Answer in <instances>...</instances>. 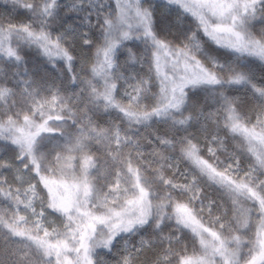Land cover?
<instances>
[{"label":"snow or ice","instance_id":"1","mask_svg":"<svg viewBox=\"0 0 264 264\" xmlns=\"http://www.w3.org/2000/svg\"><path fill=\"white\" fill-rule=\"evenodd\" d=\"M0 264H264V0H0Z\"/></svg>","mask_w":264,"mask_h":264}]
</instances>
